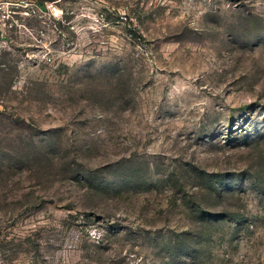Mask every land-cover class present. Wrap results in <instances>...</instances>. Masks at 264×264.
I'll return each instance as SVG.
<instances>
[{
  "label": "rangeland",
  "instance_id": "obj_1",
  "mask_svg": "<svg viewBox=\"0 0 264 264\" xmlns=\"http://www.w3.org/2000/svg\"><path fill=\"white\" fill-rule=\"evenodd\" d=\"M0 264H264V0H0Z\"/></svg>",
  "mask_w": 264,
  "mask_h": 264
}]
</instances>
